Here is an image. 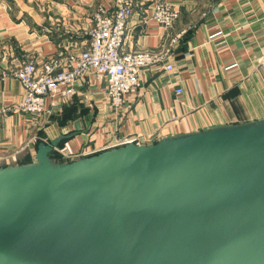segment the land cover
<instances>
[{
  "label": "water",
  "instance_id": "95a60500",
  "mask_svg": "<svg viewBox=\"0 0 264 264\" xmlns=\"http://www.w3.org/2000/svg\"><path fill=\"white\" fill-rule=\"evenodd\" d=\"M0 167V264H264V119Z\"/></svg>",
  "mask_w": 264,
  "mask_h": 264
},
{
  "label": "crops",
  "instance_id": "0c3cea01",
  "mask_svg": "<svg viewBox=\"0 0 264 264\" xmlns=\"http://www.w3.org/2000/svg\"><path fill=\"white\" fill-rule=\"evenodd\" d=\"M153 1L134 0L122 51L166 52L171 71L141 72L117 112L105 82L87 73L63 110L35 116L12 111L23 89L11 71L26 59L41 65L79 53L92 13L113 11L114 0H0V167L34 162L41 141L59 140L51 155L70 161L125 145L114 143L127 136L147 145L264 119V0H166L180 10L169 29L148 19Z\"/></svg>",
  "mask_w": 264,
  "mask_h": 264
},
{
  "label": "built area",
  "instance_id": "2783aa9c",
  "mask_svg": "<svg viewBox=\"0 0 264 264\" xmlns=\"http://www.w3.org/2000/svg\"><path fill=\"white\" fill-rule=\"evenodd\" d=\"M134 5V0H114L111 12L108 7L99 5L91 16L89 43L77 54L68 53L41 65L32 59L21 61L10 73L23 89L21 97L11 106L12 111L35 116L46 111L60 112L76 94V82L90 73L96 81L105 82L106 100L117 112L124 105L126 95L139 85L141 72L158 66L171 71L173 65L166 52L122 51ZM179 15L178 7L166 0H154L148 19L169 29ZM175 91L179 94L182 89ZM134 141H137L136 136H127L117 139L114 145Z\"/></svg>",
  "mask_w": 264,
  "mask_h": 264
},
{
  "label": "trees",
  "instance_id": "16d2710c",
  "mask_svg": "<svg viewBox=\"0 0 264 264\" xmlns=\"http://www.w3.org/2000/svg\"><path fill=\"white\" fill-rule=\"evenodd\" d=\"M72 98H73V97H72ZM72 98L70 99V102H69V103H71ZM69 103L64 104L63 109H64ZM63 109H62V110H63ZM59 145H60V143H59ZM51 152H52V151H51ZM51 152H50V156H51L52 159L54 158L55 161H64V160H65V158H63V157L55 158L53 154L51 155Z\"/></svg>",
  "mask_w": 264,
  "mask_h": 264
}]
</instances>
